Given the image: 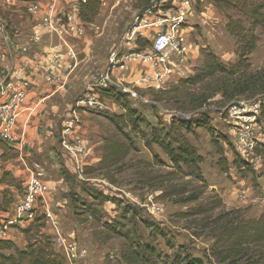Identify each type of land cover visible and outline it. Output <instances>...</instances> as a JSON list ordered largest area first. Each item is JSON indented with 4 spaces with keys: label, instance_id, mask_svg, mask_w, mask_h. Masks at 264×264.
Masks as SVG:
<instances>
[{
    "label": "rangeland",
    "instance_id": "obj_1",
    "mask_svg": "<svg viewBox=\"0 0 264 264\" xmlns=\"http://www.w3.org/2000/svg\"><path fill=\"white\" fill-rule=\"evenodd\" d=\"M138 3V0H101L97 18L93 24L84 25L83 35L77 36L72 31L69 32L70 36L67 40H74V47L67 44L68 53L65 58L67 64L64 66L68 69L67 74L76 80V87L91 83L92 77L104 70L111 52L115 50L129 25L135 21L138 24L142 21V26L151 24L157 19H164L167 12L175 17L182 12L184 19H187L186 23L189 26H194L195 32L191 39L200 47L199 50L209 49L224 64H234L237 61L234 55L236 41L225 32L226 19L209 0H151L147 10L138 8ZM70 11H73V8ZM228 14L236 15L233 12H228ZM163 27L165 26H159L156 29L144 28L143 31L150 35L152 31L160 32ZM182 27H185V24ZM255 34L257 47L249 57L250 71L252 72L264 69V28H257ZM56 40L53 39V45L58 43ZM206 40L212 43L215 50L204 46V43H207ZM46 41L44 39L43 44H46ZM143 41L149 45L148 40ZM202 63L201 56L199 64L193 69L185 71L183 76L165 81L159 85L160 88L157 86L145 87L143 83L139 82L140 80L126 84L131 89H138L137 95L128 99L130 106L137 108L151 125L158 127L160 124L167 127L172 116L178 115L180 112L176 111L179 106L176 96H174L178 81L194 75ZM134 66L140 70L151 68L139 62ZM120 72L123 71L120 70ZM149 76L147 74L144 78ZM144 78L142 77V79ZM148 88L160 93L153 95ZM259 104L264 106V96H260L257 100L237 98L232 106L221 105L220 97L217 96L202 111H189L184 115L188 119L190 116L198 118L200 114L204 113L215 133L225 135L238 154L239 152L233 144L234 132L240 130L241 126L250 127L252 131L250 140L257 143L256 148L253 149L254 179L252 180L251 176L243 179L233 168L225 173L218 167L219 157L212 147L210 135L205 129L194 128L191 133H188L187 139L203 158L201 171L205 186L201 187L199 183L189 182V178L176 180L174 184L179 186L178 189L190 191L199 188L203 190V194L197 202L185 205L168 201L161 196L160 191H154L145 184L146 175H164L170 169L167 167L169 165L166 158L156 147H152L151 151L145 148L142 141L144 127L140 128L141 131L134 138L136 150L130 152L124 159L121 171L113 172L115 185L109 184L97 173L81 178L71 174L63 165V160L55 144L54 160L59 164V172L63 168L71 176L77 177L76 181L69 183H65L62 179L53 190L51 211L58 216L64 237L77 242L87 251L86 261L88 264L120 263V253L126 241L119 237L105 240L104 224L115 227L122 233H129L133 240L138 237L143 242L152 243L162 255L171 256L181 248L191 256L201 258L205 264H217L209 256L214 239L208 233H200V229H198L203 218H187L185 214L192 213L196 207L208 204L211 199H220L221 205L227 211L241 209L243 217L249 220L258 219L264 212V122L259 118ZM106 106L107 110H92L90 114V128L96 129V132H92L91 136L96 137L93 138L100 159L104 140L117 137L115 127L102 115L118 114V111L113 110L114 107L110 103H106ZM250 140L248 141L249 145ZM223 149L225 157L230 163L232 154L227 151L226 146H223ZM154 154L166 163V166L153 165ZM6 155L13 156L14 153L7 151ZM98 162L93 163L92 166L84 167L95 168ZM19 186V189L16 190L20 198L22 185L19 184ZM4 191L1 192V195ZM92 191L108 197L110 201L101 203L94 200L90 196ZM10 195L8 191L6 197ZM71 195L80 197L79 207L81 209L90 207L89 213L94 217H90L87 213L84 216H79L82 222H78L69 202ZM12 208L10 207L7 212H11ZM81 209L78 210L79 213L83 211ZM7 212L0 211V220L6 217L5 213ZM39 212L40 209L36 212L35 217L42 218L45 225L44 215L37 216ZM49 243L55 250L51 240Z\"/></svg>",
    "mask_w": 264,
    "mask_h": 264
},
{
    "label": "trees",
    "instance_id": "obj_2",
    "mask_svg": "<svg viewBox=\"0 0 264 264\" xmlns=\"http://www.w3.org/2000/svg\"><path fill=\"white\" fill-rule=\"evenodd\" d=\"M138 8L148 9L151 0H138ZM215 9L222 13L226 19L225 32L236 41L234 52L237 61L234 64H224L209 49H200L203 63L194 75L180 79L175 87L174 96L178 102L176 111L178 115L171 118L167 127L159 124L155 127L143 117L142 113L131 107L128 99L130 93L121 92L113 86L98 90L101 99L111 101L117 106L121 114L102 115L116 129L115 138L105 139L103 142L102 156L97 167H83L78 176L87 177L95 173L109 184L115 185L113 172L121 171L124 159L130 152L135 151L134 138L142 131V141L146 149L156 147L166 158L170 171L164 175H144L147 187L154 191H160L161 196L174 204H188L197 202L203 194V190L196 188L190 191L178 189L174 184L176 180L189 178V182H196L205 186L201 165L203 158L197 153L196 148L187 139V134L194 128H202L210 135V142L219 157L218 167L225 173L233 168L240 178L254 179L252 165L245 161L234 151L227 137L215 133L207 121L204 113L198 118H185L189 111H202L210 102L220 97L221 105L232 106L237 98L245 100H257L264 96V69L256 72L250 71L249 57L257 47L255 30L264 28V0H209ZM101 7V0H79L78 18L84 25H91L97 18ZM228 12L236 15L231 16ZM141 49L148 43L137 41ZM2 70L0 68V76ZM160 88V87H158ZM136 95L138 89H131ZM153 95L160 93L148 88ZM162 94V93H161ZM176 94V95H175ZM259 118L264 122V106L260 104ZM182 111V112H181ZM3 150L1 161L16 158V153L0 142ZM223 146L232 154V161L228 163ZM261 147V145H260ZM13 152V156H7L6 152ZM153 165L166 166L157 155H153ZM264 165V164H263ZM60 175L65 183L76 181L77 177L71 176L68 171L61 169ZM77 176V175H76ZM0 184L19 189L17 180L4 172L0 178ZM200 187V188H201ZM7 190L2 193L0 211L7 212L13 203V199L7 196ZM90 196L101 203L110 201L108 197L92 191ZM74 215L78 222H82L79 216L89 213L90 207L81 209L80 197L69 196ZM220 199H211L209 203L196 207L192 213L185 214L187 218L202 217L198 225L200 233H208L214 239L209 256L217 264H264V212L256 220L243 217L241 209L227 211L221 205ZM83 210L78 212V210ZM88 210V211H87ZM43 219L35 218L32 224L22 233L26 237L27 244L24 249H18L11 241L0 240V264H66L59 252L51 248L49 236L42 233ZM106 230L105 240L123 238L124 244L120 253L118 264H205L199 257L191 256L184 249H178L171 256L162 255L156 246L149 242H143L138 237L133 240L129 233L117 231L115 227L103 225ZM6 253V254H5Z\"/></svg>",
    "mask_w": 264,
    "mask_h": 264
},
{
    "label": "crops",
    "instance_id": "obj_3",
    "mask_svg": "<svg viewBox=\"0 0 264 264\" xmlns=\"http://www.w3.org/2000/svg\"><path fill=\"white\" fill-rule=\"evenodd\" d=\"M32 1L39 7V14L36 17H31L26 12V7ZM78 1L0 0V48L9 53L0 82L3 79L9 81L23 79L31 85L26 99L17 110L14 133L18 141L8 146L14 150L16 158L2 163L3 150L0 146V177L6 172L23 185L32 174L31 165L38 163L43 169L44 199L37 216L44 215L46 223L55 219L61 233L58 216L51 211L53 190L62 180L59 164L54 160L55 144L63 165L75 176L79 167L92 166L100 160V154L97 155L95 148L97 146L93 138L95 136H91L96 129H91L89 124L92 110L79 103V99L90 90L91 83L76 87V80L67 74L68 69L64 66L67 64L65 61L68 53L67 44L74 47V40L67 38L70 36L69 32L74 33V30L66 24V20L60 19V14L77 7ZM186 22L187 19H185V27H181L178 36L186 49L187 67L175 70L164 78V82L183 76L185 71L199 64L200 47L191 39L195 28ZM197 36L201 41L199 35ZM44 39L48 41L46 44L42 42ZM53 39H57L58 43L53 45ZM204 44L215 50L209 41ZM155 71L153 67L140 70L131 65L128 68L114 70L112 78L118 87L120 84L126 85L134 80L141 81L142 77L147 74L151 76ZM5 101L6 96L1 95L0 91V103ZM103 102L105 105L112 104L113 110L116 109L118 114L121 113L111 101L104 99ZM63 143H68L72 150H67ZM4 190L11 194L12 208L18 201V191L13 187L0 185V203L1 192ZM31 224L32 221L17 222L5 232L4 236L0 235V240L11 241L18 249H24L27 240L22 231ZM43 233L50 235L51 229L48 225L45 226Z\"/></svg>",
    "mask_w": 264,
    "mask_h": 264
},
{
    "label": "built area",
    "instance_id": "obj_4",
    "mask_svg": "<svg viewBox=\"0 0 264 264\" xmlns=\"http://www.w3.org/2000/svg\"><path fill=\"white\" fill-rule=\"evenodd\" d=\"M78 7H73V11H64L60 14L61 20H66L77 36L83 35L84 24L78 18ZM26 12L31 17H36L39 14V7L36 2H30L26 7ZM63 24V23H62ZM185 24L184 15L179 13L176 17L171 16L169 12L165 13L164 19H157L151 24L142 26V21L138 24L129 25L122 34L118 44L109 56L107 66L101 73L92 77L90 90L87 91L80 99L81 106L97 111L107 110L103 99L100 98L98 90L113 86L121 92L130 93L132 98L136 94L127 85L120 84L116 86L115 80L112 78V73L116 69L128 68L139 62L146 64L156 69L155 73L139 81L145 87H160L164 83V78L170 76L175 70L187 67L186 49L182 45L178 32L182 25ZM165 26L160 32H154L150 35L143 31L144 28H159ZM148 31V30H147ZM152 37V38H150ZM148 40L149 45L141 49L137 41ZM9 53L0 48V68L4 70L8 60ZM31 90V85L26 80L18 79L14 81L1 80L0 91L1 95L6 96V101L0 103V142L7 147L17 143V137L14 133V128L17 119V110L20 104L24 102L28 92ZM260 111V104L258 106ZM260 113V112H259ZM251 129L248 126H241L240 130L234 132V146L241 157L251 162L252 165L254 154L253 149L257 143L251 142ZM250 140V145L248 141ZM69 151L72 147L68 143H63ZM260 146V145H259ZM260 159V158H259ZM253 167V166H252ZM83 167H79L78 173L82 172ZM31 176L22 185L21 196L14 204L11 212L5 213L4 218L0 220V235L4 236L5 232L15 226L20 221H34L36 212L43 206L44 186H43V169L38 163L31 165ZM78 177H81L80 175ZM51 229L49 236L56 252H59L67 264H86L87 251L82 248L77 242L67 239L60 232V228L55 219L45 222ZM42 229V233L44 231Z\"/></svg>",
    "mask_w": 264,
    "mask_h": 264
}]
</instances>
